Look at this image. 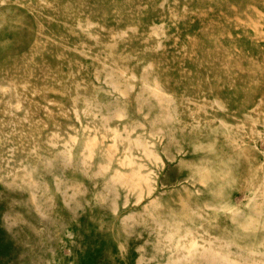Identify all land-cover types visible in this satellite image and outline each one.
<instances>
[{
    "label": "rangeland",
    "instance_id": "1",
    "mask_svg": "<svg viewBox=\"0 0 264 264\" xmlns=\"http://www.w3.org/2000/svg\"><path fill=\"white\" fill-rule=\"evenodd\" d=\"M188 237L264 259V0H0V264Z\"/></svg>",
    "mask_w": 264,
    "mask_h": 264
},
{
    "label": "bare ground",
    "instance_id": "2",
    "mask_svg": "<svg viewBox=\"0 0 264 264\" xmlns=\"http://www.w3.org/2000/svg\"><path fill=\"white\" fill-rule=\"evenodd\" d=\"M247 15V14H246ZM239 18V17H238ZM243 21H244V19H243ZM242 22V21H241ZM150 66V65H149ZM120 73H121V71H120ZM158 86V85H157ZM158 88H160V87H158ZM155 90H156V88H154ZM156 94H157V92H156ZM153 95V94H152ZM122 109V108H121ZM117 112V111H116ZM170 117V116H169ZM171 118V117H170ZM159 121V120H158ZM159 129H160V127H158ZM157 128V129H158ZM158 131V130H157ZM156 132V131H155ZM158 136V135H157ZM128 141V140H127ZM134 143V142H133ZM127 144H128V142H127ZM87 148L89 147L90 148V146H89V143H88V146H86ZM143 148H145V147H143ZM148 149V148H147ZM151 151H152V149H150ZM149 150V151H150ZM87 151H88V149H87ZM143 151V150H142ZM146 151V150H145ZM89 152H90V150H89ZM108 152V151H107ZM109 153V152H108ZM145 154H146V152H145ZM148 154V153H147ZM84 155V154H83ZM153 155V154H152ZM125 156H126V154H125ZM131 156V155H130ZM147 156V155H146ZM154 156V155H153ZM107 157V156H106ZM111 157H112V155H111ZM123 157H124V155H123ZM155 157V156H154ZM154 157H152V158H154ZM124 158H126V157H124ZM123 158V159H124ZM129 158V157H128ZM127 158V159H128ZM131 158V157H130ZM149 158V157H148ZM156 158V157H155ZM154 158V159H155ZM111 159V158H110ZM68 160V159H67ZM70 160V159H69ZM129 160V159H128ZM127 160V161H128ZM157 160V159H156ZM122 161V160H121ZM130 161V160H129ZM85 162V161H84ZM149 162H150V160H149ZM83 163V162H82ZM122 163V162H121ZM151 163V162H150ZM84 164V163H83ZM104 164V163H103ZM127 164V166H128V164H130V162L129 163H126ZM132 164H134V163H132ZM140 164V163H139ZM138 164V165H139ZM99 166V165H98ZM107 166H109V165H107ZM130 166V165H129ZM104 167V166H103ZM140 167H142V166H140ZM147 167V166H146ZM101 168V167H100ZM102 169V168H101ZM104 169V168H103ZM117 169V168H116ZM86 170V169H85ZM98 170H99V168H98ZM27 171V170H26ZM151 171V170H150ZM29 172V171H28ZM120 172V171H119ZM130 172V171H129ZM149 172V171H148ZM152 172V171H151ZM159 172V171H158ZM118 173V172H117ZM124 174V173H123ZM123 174H121V176H125V175H123ZM134 174H136V175H134V176H137V180H139V179H142V180H145L144 182L146 183V180L148 179V177H147V175H144V174H142L140 171H136ZM117 175V174H116ZM126 177V176H125ZM129 177V176H128ZM130 178V177H129ZM129 180V179H128ZM133 180H134V178H133ZM136 180V179H135ZM131 181V180H130ZM126 182V181H125ZM124 182V183H125ZM141 182V181H140ZM119 183V182H118ZM33 184V183H32ZM136 184L138 185V183L136 182ZM133 185V184H132ZM140 185V184H139ZM108 186H109V183H108ZM107 187V186H106ZM139 187H142V186H139ZM148 187H150V186H148ZM111 188V187H110ZM147 188V187H146ZM134 189V188H133ZM110 190V189H109ZM141 190H142V188H141ZM111 191V190H110ZM116 191V190H115ZM143 191V190H142ZM139 192H141V191H139ZM147 192V191H146ZM132 193V192H131ZM33 195H35L34 193H32ZM127 194V193H126ZM141 194V193H140ZM139 194V195H140ZM150 194V193H149ZM100 195V194H99ZM113 196V195H112ZM137 197V196H136ZM142 197V196H141ZM36 198V197H35ZM101 199H102V197H100ZM135 198V197H134ZM32 199V198H31ZM127 199V198H126ZM126 199H125V201H126ZM138 199V198H137ZM240 199V198H239ZM36 200V199H35ZM34 200V201H35ZM115 200V199H114ZM139 200V199H138ZM153 200V199H152ZM124 201V202H125ZM33 202V201H32ZM113 202V201H112ZM139 202V201H138ZM111 204V203H110ZM112 204H114V203H112ZM36 205V204H35ZM144 205V204H143ZM38 206V205H37ZM36 207V206H35ZM236 207V206H235ZM37 208V207H36ZM116 209V208H115ZM112 210V209H111ZM115 211V210H114ZM147 212V211H146ZM151 214V213H150ZM130 215H133V214H130ZM126 217V216H125ZM131 218V217H130ZM132 219V218H131ZM159 219V218H158ZM129 220V219H128ZM134 220V219H133ZM151 221V220H150ZM161 221V220H160ZM175 223V222H174ZM170 224V223H169ZM172 224V223H171ZM177 224V223H176ZM161 225V224H160ZM175 225V224H174ZM159 226V225H158ZM246 226V225H245ZM189 227V226H188ZM187 227V228H188ZM159 228V227H158ZM191 228V227H190ZM190 228H188V229H190ZM192 229V228H191ZM125 230V229H124ZM130 230H131V228H130ZM152 231H154V230H152ZM157 231V230H156ZM149 232H151V231H149ZM185 234H187V233H185ZM165 237V236H164ZM184 237V236H183ZM183 239V238H182ZM171 240V239H170ZM211 240V239H210ZM208 241V243L207 244H204V245H202V246H198V243L194 240V239H192L191 237H188L187 238V240L186 241H184V242H179V243H177V246H178V249L180 250V252L177 254V255H175L174 257H172L173 258V262L175 263V264H180V261H182V260H184V259H189V257L191 258V256L193 255V254H198L201 258H203L205 261H207V262H209V263H211V264H225V263H229V264H264V259L263 260H260V261H247V262H241L240 260H238V259H236V258H233V257H231L230 255H228V253L227 252H225L220 246H219V244L217 245L216 243H213V242H211V241ZM176 241V240H175ZM164 250V249H163ZM174 250V249H173ZM240 250V249H239ZM174 252V251H173ZM172 252V253H173ZM171 253V254H172ZM240 254V253H239ZM250 254V253H249ZM252 254H253V252H252ZM243 258V257H242ZM192 259V258H191ZM194 259V258H193ZM248 259V258H247ZM261 259V258H260ZM197 260V259H196ZM202 260V259H201ZM202 262V261H201ZM200 263V262H199ZM195 264V263H194Z\"/></svg>",
    "mask_w": 264,
    "mask_h": 264
}]
</instances>
